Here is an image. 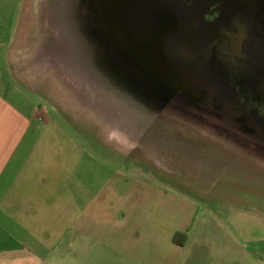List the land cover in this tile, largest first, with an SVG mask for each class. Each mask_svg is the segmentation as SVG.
Listing matches in <instances>:
<instances>
[{
    "label": "rangeland",
    "instance_id": "1",
    "mask_svg": "<svg viewBox=\"0 0 264 264\" xmlns=\"http://www.w3.org/2000/svg\"><path fill=\"white\" fill-rule=\"evenodd\" d=\"M4 10L13 29L21 22L14 67L79 149L68 195L100 203L96 233L112 247L50 264H264V147L216 118L215 97L172 94L177 75L132 32L141 0H6Z\"/></svg>",
    "mask_w": 264,
    "mask_h": 264
},
{
    "label": "crops",
    "instance_id": "2",
    "mask_svg": "<svg viewBox=\"0 0 264 264\" xmlns=\"http://www.w3.org/2000/svg\"><path fill=\"white\" fill-rule=\"evenodd\" d=\"M5 1L0 0V264H50L85 248L111 255L108 238L96 233L100 203L92 198L87 206L68 195L70 163L80 169L79 149L70 148L75 143L38 108L37 86L13 65L21 22L15 29L6 23ZM91 226L94 236L88 239ZM255 257L264 262V255Z\"/></svg>",
    "mask_w": 264,
    "mask_h": 264
},
{
    "label": "flooded vegetation",
    "instance_id": "3",
    "mask_svg": "<svg viewBox=\"0 0 264 264\" xmlns=\"http://www.w3.org/2000/svg\"><path fill=\"white\" fill-rule=\"evenodd\" d=\"M141 1L145 17L132 32L157 45L153 51L177 75L172 94L206 106L215 97L223 103L209 107L216 118L264 147V0ZM162 16L173 24L153 28Z\"/></svg>",
    "mask_w": 264,
    "mask_h": 264
},
{
    "label": "trees",
    "instance_id": "4",
    "mask_svg": "<svg viewBox=\"0 0 264 264\" xmlns=\"http://www.w3.org/2000/svg\"><path fill=\"white\" fill-rule=\"evenodd\" d=\"M174 243H175L176 245H181V244L177 243L176 239L174 240Z\"/></svg>",
    "mask_w": 264,
    "mask_h": 264
}]
</instances>
